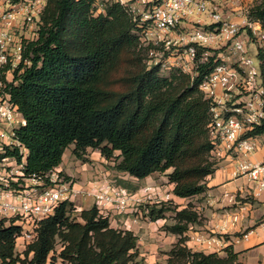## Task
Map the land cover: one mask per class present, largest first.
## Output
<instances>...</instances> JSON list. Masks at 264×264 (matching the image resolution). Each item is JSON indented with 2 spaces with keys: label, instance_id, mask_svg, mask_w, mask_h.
Returning <instances> with one entry per match:
<instances>
[{
  "label": "trees",
  "instance_id": "16d2710c",
  "mask_svg": "<svg viewBox=\"0 0 264 264\" xmlns=\"http://www.w3.org/2000/svg\"><path fill=\"white\" fill-rule=\"evenodd\" d=\"M93 2L45 0L36 38L23 54L28 64L18 68L8 85L9 100L23 119L15 140L26 151L25 177L53 171L72 146L77 159L88 149L106 160L117 153L113 170L136 180L171 170L166 178L177 198L203 194L216 166L209 158V104L198 84L212 58L192 79L179 71L162 77L158 66L144 63L138 27L126 6L107 0L96 12ZM247 14L264 24V0ZM124 54L130 55V66L116 87L110 76ZM257 58L264 83V54L258 51ZM263 134L264 126L248 133ZM21 156L20 148H5L0 161L10 158L19 164ZM169 203L145 206L151 221L173 213L165 230L179 238L166 253L165 264H237L229 246L224 256L187 248L183 234L200 222L199 215L191 204L177 210ZM12 222L0 218V264H141L133 232L111 227L94 206L76 212L71 202L59 203L19 254L15 240L20 227Z\"/></svg>",
  "mask_w": 264,
  "mask_h": 264
},
{
  "label": "built area",
  "instance_id": "2783aa9c",
  "mask_svg": "<svg viewBox=\"0 0 264 264\" xmlns=\"http://www.w3.org/2000/svg\"><path fill=\"white\" fill-rule=\"evenodd\" d=\"M106 1L94 0L95 11L99 12ZM117 1L126 6L137 24L138 48L145 51L147 67L158 66L159 72L179 71L192 79L197 68L212 58L213 65L198 84L209 104V158L215 170L228 158L233 162V178L250 186L252 198L264 196V155L259 161L250 159L264 146V134L248 135L264 126V83L257 58L258 51L264 54V24L250 20L247 14L259 0ZM44 6L45 0H0V152L18 147L22 155L19 164L10 158L0 161V167L7 161L17 166L16 171L3 169L7 179L0 188V218L12 219L20 227L15 249L32 243L39 222L51 216L59 203L73 202L77 194L91 199L92 206L107 218L132 208L137 211L134 207L146 200L153 203L160 199L152 186L131 193L106 179L90 182L78 191L55 169L43 177H25L26 151L15 140V129L23 119L10 102L7 89L14 74L20 72L18 68L28 64L23 54L36 38ZM248 44L255 47L254 57ZM28 181L31 184H26ZM161 201L169 199L165 196ZM233 225L231 221L223 228L228 231ZM187 241L215 252L223 250L225 244L223 234L205 231L188 234Z\"/></svg>",
  "mask_w": 264,
  "mask_h": 264
},
{
  "label": "crops",
  "instance_id": "0c3cea01",
  "mask_svg": "<svg viewBox=\"0 0 264 264\" xmlns=\"http://www.w3.org/2000/svg\"><path fill=\"white\" fill-rule=\"evenodd\" d=\"M123 1L130 2L132 0ZM263 155L264 146L252 154L250 159L259 161ZM63 157L64 155H62V161L55 170L64 171L69 177L73 176V166L70 168L65 167ZM232 166L233 162L228 158L222 159L215 172L206 178V191L201 195L190 198L180 199L173 196V185L167 183L166 178L162 176L157 178L152 174L142 179L141 183L142 186L155 187L160 200H164L167 196L175 205H178L177 210L186 207L189 203L194 206V210L202 221L199 224L190 225L188 231L184 233L186 237L195 231H205L216 235L223 234L225 240L223 250L229 246L237 256V264H264V196L252 198L250 186L242 179L233 178L231 174ZM95 167L100 169L99 166ZM99 169H94V172L99 173ZM162 183L166 185H162ZM76 186L77 184L74 183L75 189H77ZM74 202V205L79 206L81 209H88L92 206V201L80 194L76 195ZM239 204L243 206V209ZM137 218V214L132 211H128L123 215L111 213L108 217L111 227L129 230L138 237V233L146 231ZM231 221L234 223L233 227L228 231L224 230V225H230ZM245 233L248 235L243 238L242 236ZM139 245L137 242L138 248ZM151 246V249L148 248L149 254L155 252V247ZM186 246L192 251L204 254L215 252L195 246L191 241H186ZM223 250L216 251V253L224 256Z\"/></svg>",
  "mask_w": 264,
  "mask_h": 264
},
{
  "label": "rangeland",
  "instance_id": "374dc122",
  "mask_svg": "<svg viewBox=\"0 0 264 264\" xmlns=\"http://www.w3.org/2000/svg\"><path fill=\"white\" fill-rule=\"evenodd\" d=\"M203 18H204V16H202V19ZM248 49H249V54L251 55V57H254L255 56V47L252 44H248ZM131 52H133L134 54H137L136 49L132 50ZM140 52L142 53V56L144 57V63H145V60H146L145 51L140 50ZM127 56L129 57L130 55L129 54L123 55L117 69L110 76L111 83L113 84V86H116V87L120 86L119 79L124 74L125 69L130 66V60L128 59ZM133 58H135V55ZM169 73L170 72H167V71L159 72L160 76H162V77H167L169 75ZM262 142H263V140H262ZM71 150H72V146L68 147V149L65 150V152L63 154L64 155L63 164L65 165V167H68V168L73 166V169H72L73 170V173H72L73 176L69 177L67 175V173H65L64 171H61V173L68 180H71L73 183L77 184L76 190H78V191L84 190V188H86V186L90 182L102 181L103 178H105L108 181H111L112 184H114V185L126 188L131 193H136L141 188L148 186V185L142 186L143 185L141 183L142 180H136L132 177H129L127 174L118 173V172L113 170V164H114V161H116V159H117V157H116L117 153H115L114 157L111 160H106L100 156L98 151L88 149L86 151L85 155L81 159H77L72 155ZM95 166H99L100 169L95 167ZM0 168H1L0 169V171H1V173H0V188H4L3 182H4V180L7 179V177L3 174V169H6V170L13 169V171H16L17 166L12 162L7 161ZM94 169H99V173L98 172L95 173ZM170 171L171 170H167L164 173H156V174H154V176H156L157 178L160 176L166 178V174H168ZM103 174H105V175L103 176ZM8 181L11 182L9 179H8ZM166 181H167V178H166ZM26 184H31V182L28 181V182H26ZM162 185H166V184L162 183ZM86 199H88V198H86ZM157 200L161 201L159 198L154 199L153 203H148L149 200H146L144 203L134 207V208H137V211L134 210L133 208L128 210V211L135 212L137 214L138 221L143 224V228L146 231V232H142L140 234L139 233L137 234V236H138L137 242H138V244H140L139 248L137 247V251L139 254V259L141 260V264H165L166 259H167L166 253L172 248V246L177 242V240L179 238L177 235H173L171 233H168L165 230V226H169L173 222L172 221L173 213L167 212V213H165L164 218L156 220V221H151L147 217L145 206H150V205L156 204V203H154V201L156 202ZM161 202H163V201H161ZM167 202H171V203H169L170 204L169 206L171 208L174 206H176L178 208V205H175L173 203V201L169 200ZM71 203L73 204L76 212H79L80 210H82L79 206L74 205L75 204L74 201ZM189 204H191V203H189ZM125 213L118 214V215H123ZM109 216H110V214H109ZM160 221H162V222H160ZM201 221H202V219L200 218V222ZM183 236L186 237L184 234H183ZM186 241H187V237H186ZM186 241L184 243L185 245H186ZM151 245H153L155 247V252L149 254L148 248L151 249L152 248ZM25 249H22L21 246L20 247L18 246L15 249V251L19 254L22 251H24ZM59 249H60V246L58 244V245H56V248H55L56 252L59 251ZM48 264H50L49 261H48ZM54 264H62V263L60 261H56V263H54Z\"/></svg>",
  "mask_w": 264,
  "mask_h": 264
}]
</instances>
